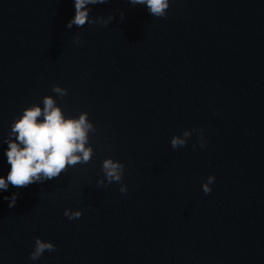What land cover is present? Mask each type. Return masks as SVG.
Returning a JSON list of instances; mask_svg holds the SVG:
<instances>
[{
	"label": "clouds",
	"instance_id": "clouds-1",
	"mask_svg": "<svg viewBox=\"0 0 264 264\" xmlns=\"http://www.w3.org/2000/svg\"><path fill=\"white\" fill-rule=\"evenodd\" d=\"M108 0H74L75 15L66 25L71 29L83 27L87 23H96L97 18H90L89 5L105 4ZM133 5H145L154 17L166 16L169 0H128ZM124 13H121L123 19ZM103 19V18H99ZM114 16H109L103 23L108 24ZM79 43V40L76 41ZM52 92L61 99L67 95V90L54 85ZM41 107L34 104L23 110V114L11 125L10 135L14 139L6 141L8 149L5 153L11 169L6 178L0 177V190L6 191L9 184L16 188H24L33 183H42L52 180L65 172L69 166L89 163L93 156V148L89 145V133L96 129L88 119V113L82 112L78 118L66 117L61 107L57 105L53 96H44ZM192 131L202 133V129L185 130L182 135H174L171 139L173 149L186 146ZM201 143V147H203ZM125 167L117 160L106 158L102 162L104 179L98 180V185H103L105 179L109 184L121 183ZM215 177L209 176L202 185L205 194L211 193L210 185ZM121 193L127 192V186L121 183ZM19 193H13L9 200V208L15 206ZM64 215L69 220L81 217L80 210L65 209ZM55 250V245L50 241L37 237L33 251L29 258L36 261L45 251Z\"/></svg>",
	"mask_w": 264,
	"mask_h": 264
}]
</instances>
